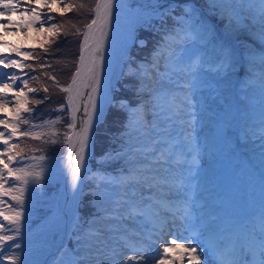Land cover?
Masks as SVG:
<instances>
[{
  "label": "rangeland",
  "instance_id": "374dc122",
  "mask_svg": "<svg viewBox=\"0 0 264 264\" xmlns=\"http://www.w3.org/2000/svg\"><path fill=\"white\" fill-rule=\"evenodd\" d=\"M184 1L128 0L132 6L157 10L166 8L168 5L175 4L174 6H176ZM20 2L21 7L16 13H5L4 16H0V59L7 57L4 63H0V73L15 74L20 77L13 83L8 77L0 76V96L6 97L9 101L4 107L0 108V120H4L5 123L9 124L7 130L3 124H0V132H4L5 137L12 132L11 123H9L13 121L11 116H16L15 94L20 93L21 97L27 96L28 100L29 91L28 87L23 84L25 72L21 73L20 68L13 69V67H6L5 65L8 60H15L20 63L16 50L20 52L31 45L39 46L50 35H54L58 27L50 13L55 8H58V11L65 12L63 9L66 5L62 0H57L56 3L47 0V6H45L43 0H40V2H37V0H20ZM207 3L213 8V0H207ZM245 4H252L254 8L241 12V15L248 17L242 26L238 27L235 24L230 26L228 16L222 12L220 7V15L222 16L215 18V20L210 18L216 34L220 38H225L231 42L232 46L229 47L227 43L216 39L214 34L207 32L203 38L199 37L202 45L196 46V53L192 57H189L186 51L178 50V52L173 53L172 56H175L171 58L162 49L161 53L154 56L155 58L153 57L154 60L152 59L147 64L142 65L137 71H132L131 67L126 66L124 57L130 52L135 42L138 28L144 25L148 18L134 22L123 20L116 23L117 28L109 39V45L106 49L107 65L102 70V81L99 91L95 94L97 114L93 116L89 144L84 153L85 165L88 168V157L93 151L96 125L109 111L115 84L119 77L124 74L132 75L139 98V104L134 107L136 114L130 113L129 115L134 118L132 126L152 121L153 104L155 103L153 97L149 94L152 89L161 94L177 91L175 85L168 82V77L181 85H188V87L181 88L179 91L188 94L192 101L191 136L186 143L185 151L188 155L195 157L193 160H184L180 166L183 177H186L184 180L186 187L183 193L170 196L169 200L172 202L167 205L156 203L155 198L148 201L152 206L151 211H159V217L147 214L135 215L126 219H100L104 216L114 217L116 213L111 211L108 213L99 211L96 215L98 219L95 223L97 226L95 230H104L103 236L108 246L106 251L116 248L121 254V259L125 256L144 255L145 253H135L133 247H148L149 245L151 247H148V253L155 256L156 249L159 248L162 251L163 243H170L172 239L178 238L177 232H170L172 228H176L175 223H180V229H184L183 224L185 221L179 218L181 213L176 212V209L178 207L182 208L183 205L177 203V201H188L192 204L189 207L191 206V212L197 218L192 225L197 226L199 234L201 232L200 224L204 219L201 211L209 210L207 215L211 221L219 220L223 212H229L230 216H233L232 218L238 219L240 222L248 219V217L243 219L244 215L251 216L261 226L259 231L254 232L255 235L261 238L260 233L264 230V63L261 62V57H264V37L260 34L259 24L254 22V19H258V11L254 10L258 9L257 0H245ZM28 7H35L41 16V20L37 21L35 25L24 29L17 22H20L21 13L26 12ZM49 8H51V11H49ZM46 16H51L52 19L47 20ZM9 18L14 23H9ZM29 19L30 16L24 17L25 21ZM41 23H43V29H41ZM52 25H56V28L52 29ZM192 29L196 34L199 26L193 25ZM186 35L187 33L179 27L169 35L166 34V44L173 46L177 44L176 41L184 42ZM232 41L236 44L238 42L243 43L245 56H241V54L239 57L235 56L236 46ZM225 52L228 54L227 59H225ZM162 61H164V66H162ZM194 72L197 73L196 76L193 75ZM161 77L164 78L163 86H161ZM3 84H11L12 88L5 89L2 87ZM21 89H23V92H21ZM21 103L22 109L28 107L27 104L23 103V100ZM239 108H241V113ZM65 115L61 114L52 119L57 120L59 118V128L56 130L57 123L55 125L37 124L43 126L32 128V130L43 131L48 129L51 131L52 129L54 131L51 132L58 134V130L61 129V135L63 136L67 129L70 133L67 124L70 122L71 116L70 113H67L68 119L65 123L63 121ZM184 119L187 120L189 117L185 116ZM128 130L129 128L124 131V135L121 134L123 140L118 146L119 150L117 152L123 150L122 145L128 139L125 135ZM17 139L19 138L16 136L12 137L9 140V145L14 146ZM38 141V138L34 139L35 143H38ZM131 143L135 145V141H131ZM4 147L2 141H0V152H3ZM240 149H243L245 153L242 154ZM40 153L50 154L48 145L45 148L41 147ZM57 154L62 155V159L32 161L24 160L26 158L22 155L17 158L16 163L13 159L9 163L8 157H15V150L12 147L11 152L0 156V168H3L4 164H8V167L13 170L12 175L31 172L35 176L36 173H40L41 177L52 178L54 181L59 182L57 187H51L50 189L38 186L27 188L17 182H9L10 175L8 170L5 169L2 173L3 184L0 187V211H4L6 209L4 207L7 206L29 214L36 213L37 215L22 227H19V234L14 231L17 227L14 226L9 230L4 229V227L0 228V235L20 237L28 231V233H31L27 236L28 245L31 247L25 253L28 252L31 258L33 255V258L38 257L39 261L36 264H63L65 258L63 261L59 258L56 259L57 250L61 248L67 229L68 238L69 230L74 226L78 230L75 235V242L80 243L82 241L81 248L87 252L86 260H83L79 252L81 249H77L78 259L85 264H94L93 253L97 246V238L96 236L84 238L81 234L82 231H79L82 230L83 226L79 220H76L83 186L84 184L94 186V180L82 170L84 179L82 183L78 182L77 185L80 189V195L74 198V189L70 193L66 205L68 216H66L60 208L58 192L65 181V173L68 169L69 145L66 143L63 151L56 152L55 155ZM102 158L104 159L105 155ZM118 160H122V162L115 165L116 168H120L119 171L126 170L124 167L127 166L125 159L118 158ZM20 169H23V172H20ZM210 184L212 186L208 187ZM21 187L24 188L22 207L17 200L13 199V196L21 195L18 191ZM102 190H107L109 193L120 191L112 185L111 187L105 185ZM144 195L149 196L151 192L145 190ZM198 195L200 196L199 199ZM201 197L205 200L203 203H200ZM109 207H111L110 203ZM145 211L148 212L149 210L145 209ZM173 212H176L177 218L175 221L172 218ZM11 215L15 217L14 214L11 213ZM125 216H127V213H125ZM165 218H167L166 222ZM250 219L248 222H250ZM241 225L243 228L248 229L249 223L246 226L241 222ZM212 226L217 225L212 223ZM108 227L116 228L118 231L109 232L107 231ZM163 233H165L166 241L158 240L159 243L156 244L154 239ZM183 233V236H196L194 232L183 231ZM70 239L73 238L70 237ZM14 240L7 241L0 246L3 251V254L0 255L2 264H9L5 257L16 256L15 250L18 248L15 246L8 247V245H12ZM178 243H185V241L178 239ZM192 243L197 246V251H201L202 243L196 245L194 240ZM126 244H131L133 247H126ZM206 253L208 252L206 251ZM159 258L157 257V260ZM185 261L184 264H188L187 260ZM32 264H35V262ZM148 264H152V261H149Z\"/></svg>",
  "mask_w": 264,
  "mask_h": 264
},
{
  "label": "snow or ice",
  "instance_id": "6c2138e0",
  "mask_svg": "<svg viewBox=\"0 0 264 264\" xmlns=\"http://www.w3.org/2000/svg\"><path fill=\"white\" fill-rule=\"evenodd\" d=\"M40 2V0H37ZM45 6H47V0H43ZM57 0H52V3H56ZM116 0H97L94 9L92 11L95 13V18L91 20L85 27L86 32L83 33L84 40L81 44V52L79 56L80 65L77 67L76 72L73 74L72 85L77 82V77L81 74V68L84 66L85 55L84 50L88 45L90 37L95 40V47L91 49L90 63L87 67V72L89 79L92 81L91 93L88 94L89 103L84 105V112L87 119L80 121L79 130L74 132L72 135L65 132L63 135L66 137L64 143L69 145V155H68V166L71 176V184L74 189V198L80 195V189L78 188V182L82 183L84 177L82 176V170L86 174L88 169L85 165V150L88 148L89 135L92 130L93 116L97 114V107L95 103V94L99 91L100 79H99V69L102 63V51L104 41L108 35V29L112 23L113 19V9ZM258 9V19H254L255 23L259 24V30L262 37H264V0H257ZM220 7L222 12L228 16L229 25L235 24L236 26L244 25L247 16L241 15L242 11H246L249 8H254L252 4H245V0H213V7ZM21 7L20 0H0V16H4L5 13H16ZM74 7L80 9L84 8L83 4L80 5H64V11H70ZM51 11V8H49ZM187 11V10H186ZM30 16V19L25 21L24 17ZM47 20H51V16H46ZM41 20V16L38 14L35 7H28L26 12L21 13V19L19 26L27 29L36 24L37 21ZM9 23H14L9 18ZM182 23L191 27V17L188 21H181ZM52 29L56 28V25L51 26ZM41 29H43V23H41ZM184 31V29H182ZM201 38L206 34L207 30L203 26L198 29ZM98 33V37L96 36ZM80 33L77 31L76 33ZM143 43V42H141ZM17 55H20L19 50ZM24 55H29L25 53ZM227 53L225 52V59H227ZM7 57L0 59V63H4ZM261 62L264 63V57H261ZM6 67H16L21 68L23 65L15 60H8ZM42 67L44 65H41ZM175 71V69H174ZM134 75V73H133ZM0 76H6L13 83L20 79V77L15 74L9 75L8 73H0ZM167 76V74H165ZM36 80L37 77H32ZM54 79V77L52 78ZM163 77H161V86H163ZM168 82L175 85L177 91L165 92L161 94L155 89L150 91V95L153 97L155 103L153 104V119L149 122H144L142 124H137L136 126H129V130L126 131L125 135L127 140L122 145V151L106 153V160L115 159H125L127 164V169L122 170L121 176L114 178L107 177H91L92 180H99L96 185L97 191L93 193L96 199V205L99 206V211L103 213H108L109 211L116 213L114 217H100V219H126L135 215H147L151 214L155 217H159V211H151V204L148 201H152L155 198V202L161 205L170 204L172 201L169 200L170 196H176L183 193L186 187L181 172V164L184 162V158L187 156L185 151L186 143L191 136V104L192 101L188 94L181 93L179 89L188 87V85H181L180 83L168 77ZM24 86H27V81H23ZM72 85L67 88H62L64 92H68L69 96L68 107L72 109L71 120L67 124V128L72 130L76 129V111L78 108L73 107V97ZM3 88L11 89V84H3ZM19 87V85H17ZM29 91L35 92L36 89H29ZM45 92L48 91L47 88L44 89ZM23 92V89H21ZM77 95L81 93L77 90ZM16 108L15 115L16 119L20 118V112L31 111V109L23 108L22 103H27V96L21 97L20 93L15 94ZM47 99V97H45ZM160 101H163L162 103ZM9 101L6 97L0 96V108L4 107ZM42 101L37 100L36 103H41ZM90 105V106H89ZM121 107H127V105L122 104ZM64 105L60 106V110H63ZM188 116L189 119L185 120L184 117ZM28 124V120L22 121ZM59 122L57 120L45 121V125H55ZM12 126V132L9 136L5 137L4 132H0V141H2L4 147L3 152H0V156L11 152L12 145H9V140L17 134V124L16 120L10 121ZM0 124L5 126V129L9 127L8 123L4 120H0ZM43 125H31V127H42ZM20 135L28 136L32 135L30 131H25L20 133ZM52 136H57L56 132L51 133ZM34 138H39V136H34ZM135 141V145L131 143ZM50 142L52 145L59 143L57 139H51L46 141ZM75 144L79 145V149L75 152V160L72 159V149ZM13 157L9 156V163L12 162ZM40 160H45L46 157L41 156ZM7 169L9 175L13 174V170L8 167V164H4L3 168H0V187H2V173ZM23 172V169L19 170ZM33 176L31 172L24 173V178L21 176H16V179L21 180L22 185L26 186L29 183L28 177ZM41 177L40 173L35 174V179L39 180ZM104 185H112L118 189L119 192L109 193L107 190H102ZM148 190L151 195L145 196L144 191ZM20 196H13V199L17 200L18 203L23 206L22 194L24 188L21 187L19 190ZM109 203L111 207H109ZM177 203H182V208L178 207L176 212H180V219L184 220L183 228L185 232H194L195 229L192 227L193 221L197 219L193 216L191 209L189 207L188 201H177ZM95 206V205H94ZM145 209L149 211L146 212ZM176 212H173L172 218L175 221ZM127 213V216H125ZM2 215V213H0ZM22 213L17 212L14 218L4 216V220H10L17 224L14 231L19 234V218ZM167 218H165V222ZM95 222V221H94ZM3 225L0 224V228ZM102 229H97L90 233V235L96 236V248L93 253L94 264H148L152 261V264H184L187 260L188 264H210V258L215 256L217 258V264H230V262L225 261L222 258L221 250L224 248V242L222 238H217L214 241L209 242L207 249L201 247V252H197V246H194L192 241H195L196 245H201V237L204 235L200 233L196 236H181L174 238L170 243L165 242L162 244L161 249H156V255L153 256L148 253V247H133L131 244H126V247H133V251L137 254L145 253L144 255H131L125 256L121 259V254L116 248L107 250V244L105 243ZM107 231L114 232L118 229L113 227H108ZM15 237L11 235H0V246L4 245L7 241L14 240ZM178 239H183L185 243H178ZM187 245V246H186ZM13 245H8L12 247ZM19 248L20 245L17 243L14 245ZM261 259L258 264H264V230H262L261 235ZM207 250L209 256L204 258L203 261L201 256L203 252ZM3 254L2 248H0V255ZM157 257H160L157 260ZM9 261V264H18V256L5 257ZM2 264V262H0ZM239 264H249L247 260L246 252H241V259Z\"/></svg>",
  "mask_w": 264,
  "mask_h": 264
},
{
  "label": "trees",
  "instance_id": "16d2710c",
  "mask_svg": "<svg viewBox=\"0 0 264 264\" xmlns=\"http://www.w3.org/2000/svg\"><path fill=\"white\" fill-rule=\"evenodd\" d=\"M66 5H80L83 4L84 8L80 9L74 7L70 11L61 12L58 8H55L50 15L54 19V23L57 24V31L54 35H50L47 40L42 41L43 44L39 46H34L28 48L24 53L25 58H20L21 64L27 69L28 73L24 76L23 81H27V87L30 89H36L37 91L28 92L27 108L31 111L20 112V118L16 119V116H11L13 120H16L17 124V141L14 143L13 150H15L14 162H17V158L24 156V160L41 161L39 158L41 156L46 157L45 160L48 161L54 159H62V155L56 152H62L65 148L64 141L66 137L61 135V129L58 130L57 136H52L50 130L36 131L32 130L31 125H37L44 123L45 121H50L51 119L57 117L61 114H66L63 120L66 123L68 119V106L66 103L67 92L62 91V88H67L71 80L72 74L77 68V61L80 56V44L85 26L92 19L94 12V6L97 0H62ZM128 1V0H127ZM203 10L215 20L220 15L219 7H211L207 0H195ZM187 10V11H186ZM191 17V27L182 23L181 21H188ZM146 24V26H145ZM193 25L203 26L206 28L207 32L214 34L215 38L223 41L224 43H229L227 40L220 38L214 31L211 22L205 21L201 13L194 9L189 4L180 3L173 7H168L164 10L159 18H148L144 25L138 28L137 34L135 35V42L130 50V52L124 57L126 66L131 67L132 71H137L143 64L148 63L154 56L158 55L159 51L165 49L166 40L165 36L167 33L176 30L177 28L184 29L187 32V37L184 42H181L176 47H171L170 51L166 54L171 57L173 52H178L181 50L186 51L187 54L191 55L196 51L197 45H202L200 33L197 31L195 34L193 32ZM77 31L80 33L77 35ZM206 32V33H207ZM143 42V43H141ZM240 46L243 48V43L239 42ZM231 46V45H230ZM236 57H239L240 53L235 49ZM154 57V58H153ZM41 65H44L43 67ZM37 77L33 80L32 77ZM54 77V79H52ZM132 75L124 74L119 77L113 89V99L111 101V106L109 111H107L105 117L100 120L95 129L94 135V145L93 151L88 157L89 169L87 174L90 177H107L108 175H115L119 173L120 168H116L117 164H121L122 160H106L102 158L106 153H113L119 150V145L123 140L121 134L124 135V131L132 126L134 118L129 115L131 113V107L139 102L138 95L136 93V87L134 85ZM47 88L48 91L45 92L44 89ZM47 97V99H45ZM42 101L41 103H36V101ZM122 104L127 105V107H121ZM64 105L63 110H60V106ZM28 120L29 123L25 124L22 121ZM59 128V124H56V129ZM25 131H30L32 135L24 136L20 135ZM68 133V130L66 129ZM34 136L39 137L38 143L34 142ZM51 139H57L59 143L52 145ZM37 140V139H36ZM115 140V141H114ZM44 145V146H43ZM48 145L50 154L44 155L40 153L41 147H46ZM22 160V161H24ZM127 169V166H124ZM16 176H21L24 178V173L11 175L8 179L9 182L21 183V180L16 179ZM35 176L28 177L29 183L25 187H40L44 189H50L51 187H57L58 181H54L52 178L40 177L39 180L34 178ZM33 178V179H32ZM99 180L94 181V186L84 184L82 194L80 197V203L78 206V214L76 220L81 222L83 226L82 230H79L84 238L93 232V227L97 221V214L99 213L98 205H96V199L93 195L97 191L96 185ZM105 186V185H104ZM111 186V185H110ZM95 205V206H94ZM2 213L1 223L8 230L11 227L17 226L16 223L10 220H4V216L14 218L11 215L16 216L17 212L22 213L19 218V227H22L30 219L35 217L37 214H29L16 210L14 208L4 207ZM95 221V222H94ZM78 232L76 227H72L67 245L61 249L58 253L56 259L63 261V264H85L77 260L75 256V250L77 248L81 249L82 258L86 260V251L82 250L83 242H75V235ZM18 237V236H16ZM15 237V238H16ZM73 238V239H70ZM31 246L28 244L20 246L15 250L16 256L19 257L18 264H35L39 261L38 257H30L28 252L25 253L27 249ZM55 259V260H56ZM54 260V261H55ZM9 263V261H8ZM87 264V263H86Z\"/></svg>",
  "mask_w": 264,
  "mask_h": 264
},
{
  "label": "bare ground",
  "instance_id": "6f19581e",
  "mask_svg": "<svg viewBox=\"0 0 264 264\" xmlns=\"http://www.w3.org/2000/svg\"><path fill=\"white\" fill-rule=\"evenodd\" d=\"M116 9H118L119 12H116L115 11ZM159 12L160 10H157V9L132 6L130 5V3L127 2V0H116L114 9H113L114 14H113L112 23L108 29V35L103 45L102 63L99 69L100 83L102 81V70L105 67V65H107L106 64L107 63L106 49L108 48V45H109L108 42L113 32L117 28L116 23H114V19H117L119 23L123 20H129V21L134 22L136 20H143L147 16L159 15ZM94 18H95V15H94ZM98 35L99 34L96 33L97 37ZM83 40H84V36H83ZM94 47H95V40L90 37L88 45L84 50V55H85L84 66L81 68V74L79 77H77L76 84L72 85L73 90H72L71 95L73 97V107L78 108V111H76L77 127L76 129L71 130L70 135L78 131L80 127V121L87 118L84 112V105L89 103L88 94L91 93V88H92V81L89 79L87 67L90 63L89 53L91 49ZM79 65H80V61H79ZM77 90L81 93V95H77ZM78 149H79V145L75 144L72 149V153H71L73 160H75V152ZM72 191H73V188L71 184V176H70L69 166H68V169L66 170V173H65V181L61 185L59 192H58L60 208L66 214V216H68L66 205L69 201V196L71 195L70 193H72ZM189 205H192V204L189 203ZM201 212L203 213V215H205V218H204L205 220H203V222L200 224V227H201L200 233L204 234L201 237V243L204 248L208 247L209 242L214 241L217 238H222L224 242V248L221 250V253H222V258L225 261L230 262V264H239V261L241 259V252L244 251L247 254V260L249 264H258L259 260L261 259L262 249H261V241H260L261 238H259L258 235L254 234V232H257V230L259 229V224L256 221L254 222L251 218L250 222H248L249 223L248 229H246L242 227L241 222L238 221V219H234L231 216H226V217L220 218L219 220L215 219V221H211V219H209V216L207 215L209 210L201 211ZM212 223H216L217 226L213 227ZM175 224L174 226H176V228H172L170 232L175 231L177 232L178 237L183 236L184 229L183 230L180 229L181 224L180 223L176 225ZM164 234L165 233H163L162 235L159 234L160 236L154 239L156 241V244L159 243L158 240L166 241L165 239L166 237H164ZM29 235H31V233H28L26 236H29ZM206 251L205 253L203 252L201 256L202 261L204 258L209 256V253H206ZM210 264H217V258L215 256L210 258Z\"/></svg>",
  "mask_w": 264,
  "mask_h": 264
},
{
  "label": "water",
  "instance_id": "95a60500",
  "mask_svg": "<svg viewBox=\"0 0 264 264\" xmlns=\"http://www.w3.org/2000/svg\"><path fill=\"white\" fill-rule=\"evenodd\" d=\"M163 9H164V8H163ZM161 10H162V9H161ZM161 10H160V11H161ZM198 10H201V9L198 8ZM115 11H116V12H119L118 9H116ZM117 22H119V21H118L117 19H114V23H117ZM82 41H83V39H82ZM78 65H79V61H78ZM72 79H73V76H72ZM70 85H72V80H71V82H70ZM27 239H28V238L23 237L19 242H21V243H22V242H25V241H27Z\"/></svg>",
  "mask_w": 264,
  "mask_h": 264
}]
</instances>
